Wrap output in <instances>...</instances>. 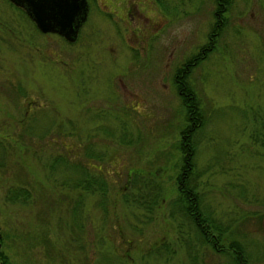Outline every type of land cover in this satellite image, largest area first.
Here are the masks:
<instances>
[{"label": "rangeland", "instance_id": "rangeland-1", "mask_svg": "<svg viewBox=\"0 0 264 264\" xmlns=\"http://www.w3.org/2000/svg\"><path fill=\"white\" fill-rule=\"evenodd\" d=\"M131 1L122 20L88 0L67 41L0 0V264H232L212 247L231 238L264 264V0H231L212 45L216 0H148L142 13ZM209 44L184 83L215 243L176 179L187 121L174 76ZM79 169L104 192L83 189Z\"/></svg>", "mask_w": 264, "mask_h": 264}, {"label": "trees", "instance_id": "trees-1", "mask_svg": "<svg viewBox=\"0 0 264 264\" xmlns=\"http://www.w3.org/2000/svg\"><path fill=\"white\" fill-rule=\"evenodd\" d=\"M217 22H218V20H216L215 23H217ZM223 24H224V21H223V18L221 16V24H219V25L215 24V27H213L212 32L208 33V35L211 37L212 42H213V38L215 36V30H217ZM207 52L208 51L206 50L205 53H207ZM199 54H201V53H198L193 58L191 56L189 60L184 62V63H186L185 66L183 63L180 66V69H177L178 71L176 72L177 80H175V83L178 87V93L180 94V97H181V102H182V105H183L184 111H185V119L187 121L185 126L182 127V129L180 131L181 132V140H180L179 148L181 149L182 154L184 156V162L182 164L181 171L176 176V179L178 180V185H177L178 191H179L178 202L180 203L179 204L180 208L183 209V211L187 214L193 213L194 215L197 216V217H195V219H197L198 222H200V224H202V228L198 227L199 232L201 233L203 238L206 241H208V239L206 237L207 234L204 235V233L202 231L203 228L207 229V230H210V228H212V231H214V228L218 229V227L216 226V224H215L216 227L214 226V224H210L207 221V218H205L202 214H200L201 213V209L199 206L200 201H198V197H197V194H196V191L194 188L195 182H193V178H192V177H194L193 160H192L193 145L191 143L190 135H191L192 131L195 129V127L199 126V124L201 122V119H200L201 113H200V109L198 106V100L194 94V91L192 90V88H189L184 83V79H185L186 73L189 70V68L191 66L195 65L198 62V60H200L201 58L204 57V56H201ZM178 72H179V74H178ZM189 158H191V159H189ZM80 172L85 177L84 179L81 178L82 181L84 182L81 185V187L83 189L88 190V191L99 190V192H101L100 194H102V192H104V187L101 188V186L98 187V186L93 184V182L97 181V180H95V176H93V177L89 176L88 174L84 173L83 170H80ZM100 181H101V179L98 180V182H100ZM25 192H23V193H25ZM150 202L154 203L155 200L152 199V201H150ZM192 211H195L196 213L192 212ZM198 211H199V213H197ZM216 232H217V233H215L216 238L222 239L223 234H221L219 232V230ZM214 245L217 246L216 243ZM220 245L221 246H217V247L212 246V247H214L215 250H217L221 253H227V254L229 253V255L231 256V259H232V261H231L232 264H247V258L245 257V254L243 253L241 244L237 240H235L234 238H231V239H229L228 243H226V246H223L222 243ZM222 247H225V249ZM0 259L2 261L6 260L5 255H4V253H2V251H0Z\"/></svg>", "mask_w": 264, "mask_h": 264}, {"label": "water", "instance_id": "water-1", "mask_svg": "<svg viewBox=\"0 0 264 264\" xmlns=\"http://www.w3.org/2000/svg\"><path fill=\"white\" fill-rule=\"evenodd\" d=\"M21 7L42 32H55L73 41L87 14V0H9ZM264 226V216L262 218Z\"/></svg>", "mask_w": 264, "mask_h": 264}, {"label": "flooded vegetation", "instance_id": "flooded-vegetation-1", "mask_svg": "<svg viewBox=\"0 0 264 264\" xmlns=\"http://www.w3.org/2000/svg\"><path fill=\"white\" fill-rule=\"evenodd\" d=\"M127 1L128 0H121V4H117V2L116 1H113V0H105V2H104V5L106 6L104 9H102L103 11H106V12H108V13H110L112 16H115V17H117V18H119V19H122V20H124V16H121L120 14H123L124 12L126 13V11H128V7H127ZM155 1H157L156 3H160V2H158V0H155ZM154 1V2H155ZM132 3H134L135 4V7H136V9H138V11L140 12V13H142L143 11H142V8L141 7H139V6H137V5H141V4H143V3H145V4H148V0H132L131 1ZM230 2H231V0H216V3L219 5V8L217 9V10H215L214 11V14L217 16V18H218V22L217 23H215V24H217V25H219V24H221V13H223V11L224 10H226V8H228L227 7V5H229L230 4ZM87 5H88V9H89V2H88V0H87ZM19 7V6H18ZM19 8H21V7H19ZM22 9V8H21ZM23 10V9H22ZM154 10H155V8H154ZM158 10V8L156 7V11ZM24 11V10H23ZM87 12H88V10H87ZM26 14V13H25ZM124 15V14H123ZM142 15V14H141ZM161 23L162 22H158V23H156V28L157 27H159L160 25H161ZM82 24V23H81ZM80 27V26H79ZM135 28H139V25L138 24H136L135 25ZM79 29V28H78ZM216 31L217 30H215V33H216ZM78 32V31H77ZM208 41H209V43H211V45H212V41H211V37L209 36V39H208ZM211 45L209 44L208 46H203V47H201L200 48V52L199 53H201V54H199V55H201V56H204L205 55V51L206 50H209L210 48H211ZM196 56V55H195ZM194 55L192 56V58L193 57H195ZM185 64L186 63H184V66H185ZM176 75L177 74H175V76H174V80H177V77H176ZM180 92V91H179ZM199 228H202V224H200L199 223ZM203 233H204V235H210V237L208 238V239H210V238H213L214 240H213V243H215V241H216V236H215V234L214 233H211V232H209L207 229H204L203 228Z\"/></svg>", "mask_w": 264, "mask_h": 264}]
</instances>
